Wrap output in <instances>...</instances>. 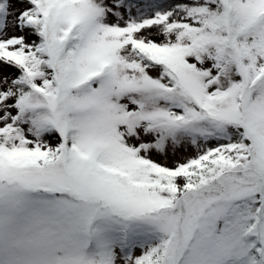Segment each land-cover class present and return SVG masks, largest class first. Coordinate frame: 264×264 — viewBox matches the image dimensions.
Returning <instances> with one entry per match:
<instances>
[{"label":"snow or ice","instance_id":"6c2138e0","mask_svg":"<svg viewBox=\"0 0 264 264\" xmlns=\"http://www.w3.org/2000/svg\"><path fill=\"white\" fill-rule=\"evenodd\" d=\"M0 264H264V0H0Z\"/></svg>","mask_w":264,"mask_h":264}]
</instances>
